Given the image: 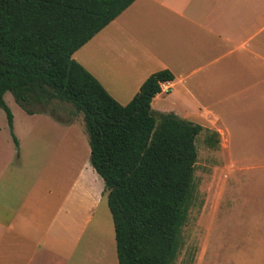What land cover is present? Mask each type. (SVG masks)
<instances>
[{"label":"crops","instance_id":"0c3cea01","mask_svg":"<svg viewBox=\"0 0 264 264\" xmlns=\"http://www.w3.org/2000/svg\"><path fill=\"white\" fill-rule=\"evenodd\" d=\"M73 58L122 105L151 74L171 71L152 108L218 132L236 163L257 165L233 148L264 150V0H136ZM10 109L18 145L0 111V264H117L113 241L101 256L79 250L89 230L111 224L88 134L73 153L52 143L70 125L47 136L31 126L46 113Z\"/></svg>","mask_w":264,"mask_h":264},{"label":"trees","instance_id":"16d2710c","mask_svg":"<svg viewBox=\"0 0 264 264\" xmlns=\"http://www.w3.org/2000/svg\"><path fill=\"white\" fill-rule=\"evenodd\" d=\"M135 1L0 0V108L17 145L7 92L32 114L57 101L82 112L91 163L105 182L118 264H173L195 197L197 138L207 130L217 146L220 135L152 108L160 82L174 80L171 71L151 74L122 105L73 58Z\"/></svg>","mask_w":264,"mask_h":264},{"label":"rangeland","instance_id":"374dc122","mask_svg":"<svg viewBox=\"0 0 264 264\" xmlns=\"http://www.w3.org/2000/svg\"><path fill=\"white\" fill-rule=\"evenodd\" d=\"M5 99L12 109H23L10 92ZM45 110L48 117L33 121L31 126L46 128L47 136H53L55 125H70L52 143L68 146L73 153L80 149L84 131L88 134L84 114L59 101ZM209 135L204 130L196 141L195 197L182 229L183 245L173 264H264V150L246 149L256 145L252 141L235 143L233 155L238 161L260 165L238 164L229 150L210 145ZM109 222H104L101 230L88 231L92 243L83 242L80 254L89 251L101 256L104 246L113 241L117 257L111 212Z\"/></svg>","mask_w":264,"mask_h":264},{"label":"built area","instance_id":"2783aa9c","mask_svg":"<svg viewBox=\"0 0 264 264\" xmlns=\"http://www.w3.org/2000/svg\"><path fill=\"white\" fill-rule=\"evenodd\" d=\"M170 89L171 85L169 81L160 82V92L168 93Z\"/></svg>","mask_w":264,"mask_h":264}]
</instances>
